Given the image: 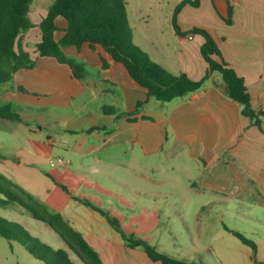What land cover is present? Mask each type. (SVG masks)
I'll return each instance as SVG.
<instances>
[{
  "label": "crops",
  "instance_id": "1",
  "mask_svg": "<svg viewBox=\"0 0 264 264\" xmlns=\"http://www.w3.org/2000/svg\"><path fill=\"white\" fill-rule=\"evenodd\" d=\"M181 1L176 0L170 9L166 33L163 24L148 15L152 8L139 10L138 21L131 27L134 43L171 73L198 81L208 70L201 55L204 38L188 32L195 27L207 30L224 61L244 80L253 110L264 113V0H230L231 25L225 21L227 0H201L199 7L185 5L178 15L184 36L177 34L172 21ZM36 11L38 26L48 10ZM57 24L67 27L63 18ZM34 29L39 28L22 36L20 47L37 59V67L15 73L14 85L6 90L13 93L9 104L36 102L41 107L69 109L71 120L64 133L72 136L71 151L92 156L105 167L107 178L126 172L144 188L197 187L203 205L221 204L223 197L241 210H250L248 214L236 211L252 226L250 232L228 227L225 231L253 238L257 257L250 261L264 263V118L258 126L246 117L243 106L227 95L218 72L210 75L203 89L185 97L167 103L148 99L146 89L101 45L96 50L87 43L81 50L63 49L85 66L84 79H75L69 66L55 58L39 57L36 47L35 53L30 52L28 35ZM63 34L56 32V40ZM40 41L41 34L35 46ZM101 56L108 64L106 69ZM20 86L29 93L19 91ZM93 171H99L96 164ZM84 208L89 211L86 227L76 217L67 221L83 234L104 264H161L151 261L142 249L127 247L118 232L100 225L103 216L99 212ZM93 221L98 223L96 228L89 225ZM249 250L245 255L251 258Z\"/></svg>",
  "mask_w": 264,
  "mask_h": 264
},
{
  "label": "rangeland",
  "instance_id": "2",
  "mask_svg": "<svg viewBox=\"0 0 264 264\" xmlns=\"http://www.w3.org/2000/svg\"><path fill=\"white\" fill-rule=\"evenodd\" d=\"M126 1L131 27L138 21L139 10L152 8L148 13L151 20L161 22L164 33L168 31L170 9L176 0ZM53 2L35 0L31 5L32 21L39 19L37 9L47 11ZM28 36L30 52L35 53L34 42L39 40L40 30L34 29ZM13 83L0 86V108L13 103L12 91H6ZM12 106L15 119L0 118V175L33 196L38 206L49 213H60L66 220L76 217L86 227L89 211L84 206L89 203L117 220L124 234L142 239L170 257L197 264H257L250 261L257 253L225 231L228 227L250 232L252 226L236 213L248 214L250 210H241L236 202L223 197L221 204L203 205L197 187L184 188L181 184L174 188H144L126 172L107 178L105 167L92 156L71 151L72 136L64 133L71 120L69 109L41 107L36 102ZM94 164L98 172L93 171ZM0 217L22 224L33 237L54 249L68 250L59 235L19 205L0 206ZM101 220L100 225L117 232L105 216ZM89 225L96 228L98 223ZM246 250L252 252L251 258L245 255ZM69 252L75 264H84ZM0 264L45 263L18 241L0 236Z\"/></svg>",
  "mask_w": 264,
  "mask_h": 264
},
{
  "label": "trees",
  "instance_id": "3",
  "mask_svg": "<svg viewBox=\"0 0 264 264\" xmlns=\"http://www.w3.org/2000/svg\"><path fill=\"white\" fill-rule=\"evenodd\" d=\"M35 0H0V86L11 82L21 69H34L37 59L20 47L24 34L38 27L41 41L36 44L39 57L55 58L59 63L69 66L75 79H84L85 66L68 57L64 48L76 47L81 50L87 43L92 50L101 45L115 61L122 63L130 76L147 91L148 99L162 103L185 97L204 88L212 73L218 72L225 84L226 93L232 100L243 106V114L254 124L261 126L264 113H257L251 106V96L244 80L226 63L213 36L205 29L193 28L191 35L204 38L201 55L208 64V70L201 80H193L187 74L175 75L155 63L149 55L133 41L126 0H54L47 14L38 26L30 17L31 5ZM201 0H182L173 13V26L178 35L184 36L178 25V15L185 5L199 7ZM228 2L226 23L231 25L233 7ZM58 18L67 22L66 28L57 24ZM62 31L61 39L56 40L55 33ZM187 34V33H186ZM103 69L108 67L101 56ZM19 91L29 93L22 86ZM142 103L138 105L140 108ZM138 108V109H139ZM13 106L6 104L0 108V118L15 119ZM137 109V112H138ZM101 215L121 234L127 247L142 249L149 259L161 264H197L170 257L158 252L155 247L142 239L127 236L121 230L117 220L112 219L102 209L85 203ZM19 205L27 210L33 219L46 224L63 240L67 249H54L33 237L22 224L0 217V236L9 241L16 240L29 252L45 264H75L70 252L77 255L84 264H104L99 253L90 245L81 232L76 230L60 213H49L38 206L33 196L15 185L7 177L0 175V206ZM245 246L254 252L255 242L241 233L232 231ZM257 264H264L256 261Z\"/></svg>",
  "mask_w": 264,
  "mask_h": 264
},
{
  "label": "built area",
  "instance_id": "4",
  "mask_svg": "<svg viewBox=\"0 0 264 264\" xmlns=\"http://www.w3.org/2000/svg\"><path fill=\"white\" fill-rule=\"evenodd\" d=\"M61 161V160H60Z\"/></svg>",
  "mask_w": 264,
  "mask_h": 264
}]
</instances>
